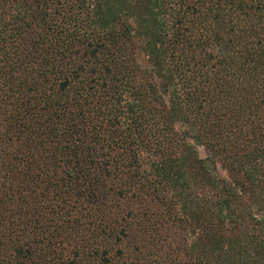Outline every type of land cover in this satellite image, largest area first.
<instances>
[{"label":"trees","instance_id":"16d2710c","mask_svg":"<svg viewBox=\"0 0 264 264\" xmlns=\"http://www.w3.org/2000/svg\"><path fill=\"white\" fill-rule=\"evenodd\" d=\"M0 264H264V0H0Z\"/></svg>","mask_w":264,"mask_h":264},{"label":"rangeland","instance_id":"374dc122","mask_svg":"<svg viewBox=\"0 0 264 264\" xmlns=\"http://www.w3.org/2000/svg\"><path fill=\"white\" fill-rule=\"evenodd\" d=\"M197 152H198V155H199L200 157H204V156L206 155V152H205V149H204L203 146L198 145V146H197ZM217 166H218V172H219L222 176H226V172H225V170H224L223 168H221L218 164H217Z\"/></svg>","mask_w":264,"mask_h":264}]
</instances>
